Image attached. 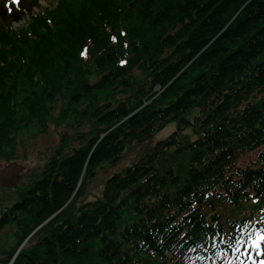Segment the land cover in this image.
Instances as JSON below:
<instances>
[{"label": "trees", "instance_id": "trees-1", "mask_svg": "<svg viewBox=\"0 0 264 264\" xmlns=\"http://www.w3.org/2000/svg\"><path fill=\"white\" fill-rule=\"evenodd\" d=\"M166 1L59 0L51 25L31 12V36L11 32L12 19L0 11V151L23 122L45 123L58 95L67 92L77 105L118 82L128 88L131 65L147 77L132 108L90 101L93 139L51 161L1 215L0 233L14 223L24 231L21 241L37 228L45 232L13 264H160L156 256L165 258L182 233L189 239L205 230L219 198L240 206L251 202V193L264 197V0ZM121 25L135 41L125 67L121 45L111 39ZM93 38V66L83 73L77 52ZM18 101L21 117L12 108ZM194 109L202 115L188 122L198 137L185 147L186 165L164 173L156 167L164 150L180 146L173 134L109 177L101 198L68 215L97 167L117 164L128 146L150 141ZM259 149L255 163L238 165ZM17 246L0 264L13 259Z\"/></svg>", "mask_w": 264, "mask_h": 264}, {"label": "rangeland", "instance_id": "rangeland-1", "mask_svg": "<svg viewBox=\"0 0 264 264\" xmlns=\"http://www.w3.org/2000/svg\"><path fill=\"white\" fill-rule=\"evenodd\" d=\"M58 2L59 0H43L42 4H44V9L43 11L39 10L37 12L38 15L51 18L50 13L56 10ZM166 5L174 4H171V0H167ZM46 6L50 7L45 8ZM176 7L177 5L174 6L173 9ZM124 18L127 20L126 15L123 13L121 21L124 22ZM29 20L30 17L26 19L25 26H22L25 21L19 24L28 33L31 30V21ZM126 23L125 25H128V23ZM176 24V27L173 29L178 30L179 24L178 22ZM124 26L121 25L119 28V37L115 33H111V31L110 33L114 38L112 39L113 43L121 45L122 55L120 54L119 57L122 59V62L128 66L134 59L135 54V52H131L130 43L134 44L135 41L127 37L128 33ZM98 37L99 35H97L96 38ZM93 39L95 40V38ZM93 39L84 41L79 48L80 50L77 52V57H79L81 61L80 64H85V67L82 69L83 73L93 66L92 62H88L92 56L91 51H95L97 46V41L95 40V44H93ZM123 51L129 54L128 57L125 56ZM129 67V72L126 76L129 82L128 88L123 87V82H118L114 85L112 90L96 93L90 99H87L89 101H86V103L83 101L77 105L70 104L71 96L66 92V94L58 95L57 98H55L53 104L54 111L46 118L45 123L38 124L35 122L27 126L28 123L25 121L21 124L22 129L12 135L13 142H9L7 146L8 149H4L6 152L3 153L4 150L0 151V215L10 210L13 204L18 202L21 196L29 190L33 182L40 179V175L51 161L71 152L73 149L86 146V140L93 139L96 132L93 128V119L91 117L93 106L88 104L90 101L94 103L95 107L98 105L101 106L106 102H111L114 106L123 102L132 108L134 104L138 103V96L136 93L138 84L146 81L147 77L144 75L141 66L131 65V67ZM91 75L93 77L89 76L88 79L99 77L98 73ZM18 81L22 83V80ZM158 89L159 88H156V91H158ZM64 90H67L66 86ZM19 104L18 101L12 108H14L18 116L21 117V110H16L19 108ZM201 115L199 109L191 110L185 116L182 124L178 122L172 123L155 135L152 141H147L144 144L135 143L127 147L122 160L117 164L105 163L97 167L94 176L85 180L84 185H86V188L81 197L77 200L75 206L70 209L68 215L78 206L101 198L108 177L116 172L132 167L133 164L142 159L145 155H148L157 142L167 140L173 134L177 135L176 140L182 144L181 146L183 149L180 154H175L174 149L163 151L160 154L161 159L156 162L157 169H159L161 173H164L166 168L172 167L183 160L188 161V152H185L184 146L196 139L198 135L187 126L186 122H194V120ZM256 154L257 153L246 155L242 158L240 163H248L255 158ZM39 229L40 228H37L32 231L23 241H21L20 238L24 231L18 223H14L2 231L0 233V260L6 258L8 253L19 244L17 246V253L13 259L9 263L3 262L2 264H11L16 256H18V253L32 248L33 244L45 234V232H42L43 230Z\"/></svg>", "mask_w": 264, "mask_h": 264}, {"label": "snow or ice", "instance_id": "snow-or-ice-1", "mask_svg": "<svg viewBox=\"0 0 264 264\" xmlns=\"http://www.w3.org/2000/svg\"><path fill=\"white\" fill-rule=\"evenodd\" d=\"M13 2L18 4L19 3V0H13Z\"/></svg>", "mask_w": 264, "mask_h": 264}, {"label": "water", "instance_id": "water-1", "mask_svg": "<svg viewBox=\"0 0 264 264\" xmlns=\"http://www.w3.org/2000/svg\"><path fill=\"white\" fill-rule=\"evenodd\" d=\"M181 151V148H179L178 150H177V153H179Z\"/></svg>", "mask_w": 264, "mask_h": 264}]
</instances>
